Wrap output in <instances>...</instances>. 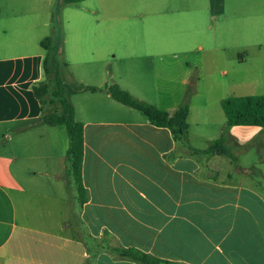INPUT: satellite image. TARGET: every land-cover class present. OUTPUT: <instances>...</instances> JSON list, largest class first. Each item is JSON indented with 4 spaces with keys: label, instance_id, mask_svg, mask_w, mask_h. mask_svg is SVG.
Here are the masks:
<instances>
[{
    "label": "crops",
    "instance_id": "obj_1",
    "mask_svg": "<svg viewBox=\"0 0 264 264\" xmlns=\"http://www.w3.org/2000/svg\"><path fill=\"white\" fill-rule=\"evenodd\" d=\"M228 1L184 0L185 11L173 10L224 15ZM230 1L234 11L248 13L254 30L264 28V0ZM48 27L49 0H0V264H138L111 252L113 247H135L179 264H264V185L253 183V174L240 173L224 155L175 156L171 130L113 103L102 82H80L98 90L78 85L73 94L68 91L76 118L84 123L82 179L88 200L75 201L64 177L69 131L42 120L44 111L59 107L42 110L33 90L43 78L41 41ZM200 50L203 45L181 53ZM170 54L162 50L159 57ZM239 60L232 75L223 72L228 81L221 84L232 90L247 63ZM183 64L179 79L175 63L157 69L159 83L168 86L158 90L161 102L151 103L164 110L177 107L170 85L196 75ZM147 83L140 77V85ZM236 90L228 96L256 93ZM84 91L87 109L79 101ZM187 95L186 144L206 149L226 132L238 165L253 170L242 161L251 150L264 161V128L227 126L221 100L228 96L213 98L205 87Z\"/></svg>",
    "mask_w": 264,
    "mask_h": 264
},
{
    "label": "rangeland",
    "instance_id": "obj_2",
    "mask_svg": "<svg viewBox=\"0 0 264 264\" xmlns=\"http://www.w3.org/2000/svg\"><path fill=\"white\" fill-rule=\"evenodd\" d=\"M183 1L84 0L66 4L62 0H49L47 36L55 38L61 60L68 63L67 67L62 66L67 94L68 91L73 94V88L80 82L118 83L131 89L128 90L136 97L143 95L148 102H161L158 90L168 84L159 83L158 70L164 64L175 63L179 79L186 65L184 61L194 67L196 75L187 83L176 80L170 85L175 92L176 106L184 101L187 91L203 87L213 98L228 96L237 92L236 88L264 94V28L254 30V21L248 13L234 11L230 0L229 12L224 15L175 13L173 9L183 12L185 6L189 7ZM199 45H203V51L181 53L182 49L198 50ZM219 45L221 49L213 52L212 48ZM162 50L170 51L169 58L159 57ZM239 58L247 63L241 66L237 87L232 90L221 84L228 81L223 72L230 70L232 75ZM140 66L145 68L141 73ZM140 77L149 83L140 85ZM198 77L201 78L198 83H191ZM80 93V105L87 109L89 92ZM112 101L117 103L114 98ZM47 107L57 108L56 105ZM126 109L140 115L137 110ZM242 161L254 170L249 180L264 185V161H260L259 155L251 150L242 156Z\"/></svg>",
    "mask_w": 264,
    "mask_h": 264
},
{
    "label": "trees",
    "instance_id": "obj_3",
    "mask_svg": "<svg viewBox=\"0 0 264 264\" xmlns=\"http://www.w3.org/2000/svg\"><path fill=\"white\" fill-rule=\"evenodd\" d=\"M66 4L82 2L84 0H62ZM44 50L43 78L33 85V90L42 105V110L47 105H59V109L52 112H43L42 120L51 126L64 125L69 131L70 144L65 156V180L73 191L75 201L83 204L88 200V190L82 179V166L84 159V123L76 118V110L69 98L64 79L62 78L63 62L59 56L58 43L52 35L44 37L41 41ZM79 87L98 90L96 86L79 84ZM108 93L121 104L140 112L150 123L167 127L171 130L177 147L174 155H192L204 157L210 155H224L233 159L237 169L242 174H253V170L238 165V158L226 145L227 135L223 132L220 137L213 140L206 149L190 147L185 142L189 124L188 95L184 101L173 110H164L156 104L140 99L118 83L106 87ZM221 105L227 119V126H257L264 128V94L228 96L221 100ZM111 252L121 258H127L138 264H179L177 262L158 258L150 253L135 247H113Z\"/></svg>",
    "mask_w": 264,
    "mask_h": 264
}]
</instances>
